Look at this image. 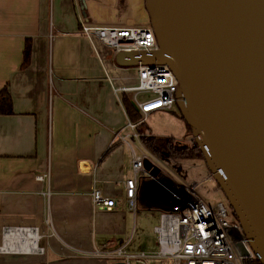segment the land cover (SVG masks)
I'll return each mask as SVG.
<instances>
[{"label":"crops","instance_id":"crops-1","mask_svg":"<svg viewBox=\"0 0 264 264\" xmlns=\"http://www.w3.org/2000/svg\"><path fill=\"white\" fill-rule=\"evenodd\" d=\"M83 23L151 26L146 0H0V91L7 89L12 108L0 114V247L5 228L25 227L36 229L43 248L0 253V264H111L81 253L125 243L130 251H152V228L173 205L158 185L145 181L137 213L126 207L131 153L116 133L131 132L122 103L124 95L131 103V95L114 93L107 76L125 86L135 76L117 67L112 53L99 61L80 35ZM26 40L30 58L21 68ZM161 165L171 183H184ZM185 169L191 183L202 174L195 165ZM94 180L105 196L119 200L116 209L92 206Z\"/></svg>","mask_w":264,"mask_h":264},{"label":"water","instance_id":"water-1","mask_svg":"<svg viewBox=\"0 0 264 264\" xmlns=\"http://www.w3.org/2000/svg\"><path fill=\"white\" fill-rule=\"evenodd\" d=\"M218 1L146 0L159 49L140 55L119 53L115 59L120 66L161 63L173 72L177 80L176 105L190 135L197 138L195 147L250 250L264 264V141L248 112L212 8ZM235 1L238 16H251L254 44L262 47L247 51L245 60L249 66L244 70L253 77L248 96L261 101L264 0Z\"/></svg>","mask_w":264,"mask_h":264},{"label":"built area","instance_id":"built-area-1","mask_svg":"<svg viewBox=\"0 0 264 264\" xmlns=\"http://www.w3.org/2000/svg\"><path fill=\"white\" fill-rule=\"evenodd\" d=\"M80 35L85 38L101 63L106 62L108 53L116 57L119 53H151L157 51L158 43L151 26L112 27L89 23L80 25ZM105 53V54H104ZM124 67H131L130 65ZM135 82L132 86L116 85L113 78L108 82L114 93L131 95V103L141 114L137 123L128 122L130 133L117 132L116 138L128 146L130 178L124 184V200L128 211L136 214L139 208L138 191L141 184L150 181L158 185L172 200L170 209L159 213L158 222L153 226L155 249L152 251H130L128 243L113 250L96 249L81 253L84 257L103 258L124 264H243V260L255 256L250 250L237 221L228 218L224 201L207 204L195 192L197 183L175 185L169 176L160 170L158 162L146 151L138 152L137 142L146 136L137 130L144 123L147 114L156 110L171 111L176 105L177 80L168 66L161 63L133 65ZM138 95L152 97L142 103ZM195 138L190 135L185 142L195 146ZM43 177H37L41 181ZM207 175L203 181L212 180ZM92 206L100 211L117 208L118 199L105 196L96 180L90 189ZM4 242L0 253L18 252L27 248L28 253H42L38 246V234L34 228H5ZM15 248V249H14Z\"/></svg>","mask_w":264,"mask_h":264},{"label":"rangeland","instance_id":"rangeland-1","mask_svg":"<svg viewBox=\"0 0 264 264\" xmlns=\"http://www.w3.org/2000/svg\"><path fill=\"white\" fill-rule=\"evenodd\" d=\"M114 61H116V59H114ZM114 63L119 68H123V69L126 68L127 70L130 69L131 72H128V73H130L131 76H136L135 70H134L135 67L131 66L127 68V67L118 65L116 62ZM151 97H152L151 95H138L137 98H138V102L142 103L144 101L149 100ZM179 115L181 116V113L177 105H175L171 111L156 110V111L150 112L147 114V117L144 120L145 125L140 126L137 130L145 134L146 132H149V129H150L153 135L163 136V134H165L168 137L174 138V141L177 142V144L181 145L182 147L188 146L189 144L184 143V142L190 135H185L184 122L181 119H179ZM145 135L148 136L149 133ZM140 151H144V150H142L141 147L139 146L138 152ZM161 164H163L164 166L166 165V168L169 169L171 173V177L173 179L177 181L178 179H180L181 182H184V183H181L180 185L182 184L186 185V184L191 183L190 176L192 173L191 171L186 170L185 167L191 166V165H195L196 167H198V169H200V172L202 171V174L200 177L194 179V182L198 184V186L195 189V192L198 194L199 197H201V199H203L207 204H210V205H214L220 200L224 201L225 206L227 208L228 218L232 223H235L232 218L233 216L231 215V209L227 201L225 200L222 192L217 187L215 180L212 179L210 181L205 180L201 182L200 179H202L203 177L205 178L207 175H210L202 159L158 162V165L160 167H162ZM204 178L202 180H204ZM148 228H149V231H151L150 225H148ZM151 240H153V238H151ZM26 250L27 248H24L22 251H26ZM33 253H37V252H33Z\"/></svg>","mask_w":264,"mask_h":264},{"label":"bare ground","instance_id":"bare-ground-1","mask_svg":"<svg viewBox=\"0 0 264 264\" xmlns=\"http://www.w3.org/2000/svg\"><path fill=\"white\" fill-rule=\"evenodd\" d=\"M237 5L235 0H219L212 8L226 39L231 64L244 91L248 112L264 141V95L261 101H255L252 96H248L253 77L247 76L244 72L249 66L245 60L249 56L247 51L262 47L254 44L251 16H238ZM255 66L257 67L256 64ZM261 77L263 78L262 75Z\"/></svg>","mask_w":264,"mask_h":264},{"label":"trees","instance_id":"trees-1","mask_svg":"<svg viewBox=\"0 0 264 264\" xmlns=\"http://www.w3.org/2000/svg\"><path fill=\"white\" fill-rule=\"evenodd\" d=\"M30 48L31 43L29 40H26L24 50H23V62L21 68H25L29 63L30 58ZM122 103L127 114V117L130 122L137 123L140 120L141 114L136 111L132 103H130L129 98L125 95L122 98ZM12 113L11 108V99L7 92V89L0 91V114L9 115ZM179 119L183 121L182 116L179 115ZM184 122V121H183ZM186 126L188 134L191 133L189 127ZM145 125L141 123L137 129ZM141 146L153 157L160 161H175V160H194L202 159V155L197 147L189 148H177L175 146L174 139L171 138H158L154 136H142L139 139ZM203 160V159H202ZM243 264H261L256 256L252 258L243 260Z\"/></svg>","mask_w":264,"mask_h":264}]
</instances>
